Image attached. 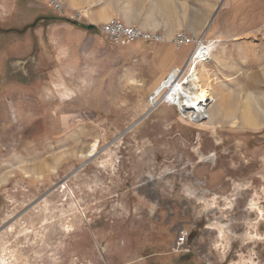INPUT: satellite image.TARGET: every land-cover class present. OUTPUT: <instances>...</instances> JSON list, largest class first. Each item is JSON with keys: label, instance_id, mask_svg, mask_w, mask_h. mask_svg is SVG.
<instances>
[{"label": "rangeland", "instance_id": "rangeland-1", "mask_svg": "<svg viewBox=\"0 0 264 264\" xmlns=\"http://www.w3.org/2000/svg\"><path fill=\"white\" fill-rule=\"evenodd\" d=\"M59 1L0 0V264H264V125L243 123L264 122V0ZM112 20L210 45L218 118L153 109L188 62L160 77L157 47L97 32Z\"/></svg>", "mask_w": 264, "mask_h": 264}, {"label": "bare ground", "instance_id": "bare-ground-1", "mask_svg": "<svg viewBox=\"0 0 264 264\" xmlns=\"http://www.w3.org/2000/svg\"><path fill=\"white\" fill-rule=\"evenodd\" d=\"M211 22L212 18L205 23V33L210 28ZM200 54L201 49H196L194 55L199 56ZM208 55L211 58V52L210 54L208 53ZM198 65L203 66L201 62L194 60L188 66V74H190L185 81H180L181 73L173 71L164 83L159 84L155 88L154 94L151 96L150 100L153 109H156L159 105L169 103L170 105H175L183 116L194 121L198 126L205 127V124H212L220 115V110L218 103H216L207 92L210 83L208 81L204 82L198 74ZM211 103L212 105H210ZM255 116V112H247L243 118V123L246 128L258 130L264 125V122H256L257 118ZM237 122L238 121L234 118L232 125H236ZM88 157H90V155ZM251 264L256 263L252 262Z\"/></svg>", "mask_w": 264, "mask_h": 264}, {"label": "built area", "instance_id": "built-area-1", "mask_svg": "<svg viewBox=\"0 0 264 264\" xmlns=\"http://www.w3.org/2000/svg\"><path fill=\"white\" fill-rule=\"evenodd\" d=\"M51 6L57 11L62 12L63 6L59 0H50ZM97 32L109 39L112 42H118L125 40L128 42L135 41H145L150 43H163L164 39L161 35H158L156 32L144 31L133 25H127L119 20H112L109 23L99 25L96 27ZM173 43L176 47H181L183 45H193L192 53L189 57L187 67L194 61L197 60L202 64L207 63L210 60L208 53L211 52V46L206 44L200 38L193 39L189 38L185 33L179 32L173 39ZM196 49H201V54L199 56L194 55ZM187 70V68H186ZM190 74V73H189ZM190 248L188 247V233L186 231H181L178 237L175 239V242L172 247L173 254L189 253Z\"/></svg>", "mask_w": 264, "mask_h": 264}, {"label": "crops", "instance_id": "crops-1", "mask_svg": "<svg viewBox=\"0 0 264 264\" xmlns=\"http://www.w3.org/2000/svg\"><path fill=\"white\" fill-rule=\"evenodd\" d=\"M220 5V4H219ZM115 13L114 12V17H115ZM112 17V19L114 18ZM214 18V17H212ZM160 26V25H158ZM195 37H199L195 36ZM137 42H141V43H145L148 44L150 46H155L157 47V50H159L162 53V59H160L162 61L161 63V72H160V77H166V75L169 73L168 71L171 70L172 67L177 66L179 64H184L186 65L187 62L189 61V57L192 53V45H183L181 47H176V46H166L163 45V43H150V42H145V41H135V42H131V43H137ZM191 46V48H190ZM164 77V78H165ZM163 78V79H164ZM162 79V80H163ZM159 80H152V82H157ZM161 81V80H160Z\"/></svg>", "mask_w": 264, "mask_h": 264}, {"label": "water", "instance_id": "water-1", "mask_svg": "<svg viewBox=\"0 0 264 264\" xmlns=\"http://www.w3.org/2000/svg\"><path fill=\"white\" fill-rule=\"evenodd\" d=\"M220 6H221V3H220V5H218V7H217V9H216V12L219 10ZM216 12H215V13H216ZM214 15H215V14H214ZM93 28H94V27L91 26V25L88 26V29H89V30H92ZM133 126H134V125H133ZM133 126H131L129 129H127L126 132H127L128 130H130ZM121 136H122V135H120V137H121ZM88 161H90V159L87 160L85 163H83L78 169H80V168H82L84 165H86ZM49 192H50V191H49Z\"/></svg>", "mask_w": 264, "mask_h": 264}, {"label": "trees", "instance_id": "trees-1", "mask_svg": "<svg viewBox=\"0 0 264 264\" xmlns=\"http://www.w3.org/2000/svg\"><path fill=\"white\" fill-rule=\"evenodd\" d=\"M63 20H65V22L71 24L72 26H75V27H79V28H81L80 25H78L77 23H75L74 21H72V20H70V19H63Z\"/></svg>", "mask_w": 264, "mask_h": 264}]
</instances>
